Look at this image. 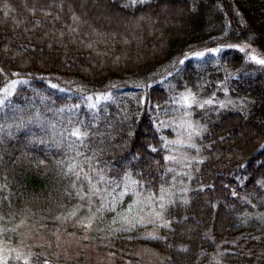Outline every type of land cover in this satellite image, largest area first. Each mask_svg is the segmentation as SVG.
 <instances>
[{"label":"trees","instance_id":"trees-1","mask_svg":"<svg viewBox=\"0 0 264 264\" xmlns=\"http://www.w3.org/2000/svg\"><path fill=\"white\" fill-rule=\"evenodd\" d=\"M101 1L136 23L107 30L87 0H0L1 264H84L28 236L13 250L70 217L116 264H143L142 246L159 264H264V0ZM185 91L198 149L182 167L163 123Z\"/></svg>","mask_w":264,"mask_h":264},{"label":"rangeland","instance_id":"rangeland-1","mask_svg":"<svg viewBox=\"0 0 264 264\" xmlns=\"http://www.w3.org/2000/svg\"><path fill=\"white\" fill-rule=\"evenodd\" d=\"M45 1V3L49 5L53 1H56L54 3L59 6L64 3L65 0H52V2L51 0ZM75 1L77 2L76 4H79V6L83 8V4L81 5L82 0ZM129 1L134 2L136 0ZM16 2L18 7L24 6L23 0H16ZM28 3L31 4V2ZM86 3L87 4L84 5V7L87 6L96 10L103 24L101 26L105 27L107 30L110 28L109 26H111L113 30L121 31V26L124 29H128L126 22H129L130 24L136 23L137 18L131 19L128 15L120 14L113 9L104 6L101 0H87ZM81 16L82 19L86 18L84 12L81 13ZM91 19L93 22L97 23V26L101 24L99 21L96 22L95 18L91 17ZM138 19L141 20V18ZM163 24L162 21L157 20L156 26H162ZM11 81H14V79ZM13 87L14 83H10L2 89L3 96L0 97V101L12 91ZM100 98L101 96H96L97 100ZM191 102V93L188 91L182 92L177 97V102H175V107L180 105V112L176 115L174 114V117L169 116L170 119H166L168 124H166V122L163 123V127L171 131V136L164 137V145L167 150L166 158L172 165L186 167L190 161L195 159V151L198 149V146L195 144L193 137L197 130L188 116V106ZM157 202H161L162 207L164 199H157ZM139 203V208L148 214L145 218L160 220L159 213L161 208L158 207L155 200H152L149 196H144ZM138 206H136V215L141 219L145 214L140 211ZM144 206H146V208H144ZM147 220L148 219L145 221ZM75 228L80 230V232ZM89 231L90 227L87 223L81 220H74L70 217L69 220H67L66 226L52 229L51 234H42L40 232H35L33 229H27L25 235L22 236L20 244L15 246L13 250L16 254L23 255L22 258L25 257V248L30 246L28 238H26L28 236L31 237L32 242L42 246L44 252L51 251L54 254H62L72 258L77 257L78 254L81 253L84 257V264H116L112 254L98 251L97 248L89 242ZM8 252L9 250H4L3 247H0V264L2 263L5 254ZM138 254L140 255L143 264H159L160 262L158 254L146 246L140 247L138 249Z\"/></svg>","mask_w":264,"mask_h":264},{"label":"snow or ice","instance_id":"snow-or-ice-1","mask_svg":"<svg viewBox=\"0 0 264 264\" xmlns=\"http://www.w3.org/2000/svg\"><path fill=\"white\" fill-rule=\"evenodd\" d=\"M252 58H253V59H257V57H255V56H253ZM258 62L261 63V64H264V59H261V60H259ZM74 134H75V135H80L79 132H76V133H74ZM45 264H47L46 261H45Z\"/></svg>","mask_w":264,"mask_h":264}]
</instances>
